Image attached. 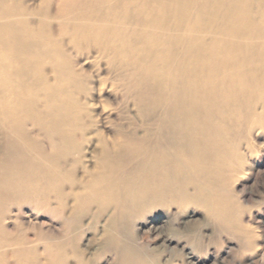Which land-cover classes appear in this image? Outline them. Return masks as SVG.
Returning <instances> with one entry per match:
<instances>
[{
	"label": "rangeland",
	"instance_id": "1",
	"mask_svg": "<svg viewBox=\"0 0 264 264\" xmlns=\"http://www.w3.org/2000/svg\"><path fill=\"white\" fill-rule=\"evenodd\" d=\"M179 1L152 26L146 0H0V45L21 32L45 50L65 110L62 200L49 186L2 197L0 264H264V95L240 101L247 126L237 145L209 159L205 179L224 213L198 198L135 204L126 188L127 157L145 154L148 138L156 148L162 132L161 94L144 64L159 72L164 38L186 42L208 26L204 3ZM165 53L172 79L174 53Z\"/></svg>",
	"mask_w": 264,
	"mask_h": 264
},
{
	"label": "bare ground",
	"instance_id": "2",
	"mask_svg": "<svg viewBox=\"0 0 264 264\" xmlns=\"http://www.w3.org/2000/svg\"><path fill=\"white\" fill-rule=\"evenodd\" d=\"M146 1L156 9L146 18L152 26L164 12L183 4ZM191 1L204 3L200 18L208 26L186 42L178 37L168 43L164 38L159 72L153 73L151 62L144 64L151 71L147 80L156 83L161 94L162 132L156 148L148 138L145 154L127 157L132 166L124 180L130 193L139 194L134 203L138 199V204L158 208L178 204L179 197L185 202L198 198L201 204L224 213L225 207L219 205L223 198L215 197V189L205 178L212 171L209 159L222 160L247 126L240 101L264 95V0ZM20 34L9 35L17 41L15 45H0V202L15 190L43 192L44 187H57L62 200L65 110L61 72L51 83L45 71L47 52L33 43L26 45L22 42L25 34ZM166 50L174 53L172 79L166 73ZM191 186L195 195L189 193Z\"/></svg>",
	"mask_w": 264,
	"mask_h": 264
}]
</instances>
